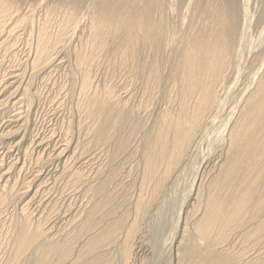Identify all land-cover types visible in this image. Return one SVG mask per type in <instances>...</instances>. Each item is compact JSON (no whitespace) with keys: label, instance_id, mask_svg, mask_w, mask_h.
Masks as SVG:
<instances>
[{"label":"bare ground","instance_id":"bare-ground-1","mask_svg":"<svg viewBox=\"0 0 264 264\" xmlns=\"http://www.w3.org/2000/svg\"><path fill=\"white\" fill-rule=\"evenodd\" d=\"M90 1L0 0V264H264V0Z\"/></svg>","mask_w":264,"mask_h":264},{"label":"rangeland","instance_id":"rangeland-1","mask_svg":"<svg viewBox=\"0 0 264 264\" xmlns=\"http://www.w3.org/2000/svg\"><path fill=\"white\" fill-rule=\"evenodd\" d=\"M58 1H60V2H58ZM64 1V2H63ZM67 1H69V3L72 1L74 4H75V6L79 9V7L81 8V10L80 11H83V12H85V11H87L86 9H87V7H89V5H87V3L90 1V0H67ZM66 0H28V3H29V7H30V4L32 5V6H34V5H37L35 8V12L36 13H34L36 16H37V18H39V15L40 14H42V12L41 11H43V7L45 6V5H49L50 4V2H51V5H54V4H56L57 6H59V7H64L65 5L67 6L68 4H66V2H67ZM88 1V2H87ZM240 1V0H239ZM249 1V3H250V8L252 9H250L251 11H253V12H255V11H258V10H256V9H259V4H260V2L262 1V0H251V2H250V0H248ZM45 2V3H44ZM47 2H49V3H47ZM254 2V3H253ZM32 3H34V5L32 4ZM36 3V4H35ZM59 3V4H58ZM61 3H62V5H64V6H61ZM68 3V2H67ZM241 4H243V1L241 0V2H240ZM248 3V4H249ZM38 4H40V5H38ZM89 4H91V1H90V3ZM256 4V5H255ZM255 5V6H254ZM25 8H24V12L26 13V12H28L29 13V11L32 9H30L29 10V7H28V4H25V6H24ZM42 7V8H41ZM84 7H85V10H84ZM254 8V9H253ZM182 11H183V9H182ZM57 14V13H56ZM56 14L54 15V19H56ZM41 16V15H40ZM36 18V19H37ZM260 25V26H259ZM257 26V27H256ZM262 26H263V28H264V22H261L260 24H258V25H254L253 27H255V31H259L260 29L259 28H261L262 29ZM259 30H258V29ZM257 29V30H256ZM254 30V29H253ZM22 48V47H21ZM19 49H20V47H19ZM10 60V61H9ZM19 63L20 62H18V61H13V59H11V58H7L4 62H3V64H4V66L3 67H8L9 65H19ZM31 73V71H29V72H27V74H30ZM52 79L50 78V79H47V80H45V78L43 79V77H41V76H38L37 78H35V80H34V87L37 89V88H39V89H37L38 91H39V93H40V97H41V106L39 107V109H38V113H37V115L36 116H34L33 115V113L32 114H30L29 115V120L30 121H33V119H34V123L37 125L35 128H36V130H35V132L33 133V134H36V132H38L39 134H43V136H47L49 133H50V131H51V129H52V124H54V119H55V113L57 112L58 114H62V113H60V112H62V111H59V110H61V109H59V108H57L56 107V104H54V103H56L55 101H51L50 99H52V94H49V92H50V88H52L51 86H52V84L54 83V82H56L57 84H59L60 83V78H59V76L55 73V74H53L52 76ZM55 80V81H54ZM52 84H51V83ZM45 89H44V88ZM43 90V91H42ZM60 94H62V93H60ZM46 95V96H45ZM44 96V97H43ZM49 96H50V98H49ZM43 99H47V100H43ZM43 101V102H42ZM44 101H46V102H44ZM50 104H49V103ZM45 105H44V104ZM53 103V104H52ZM54 106V107H53ZM48 107V108H47ZM56 108H57V110H56ZM53 110H55V111H53ZM59 111V112H58ZM51 112H54V113H51ZM45 115V116H44ZM48 116V117H47ZM37 117V118H36ZM51 117V118H50ZM46 118H48V119H46ZM35 119L37 120L36 122H35ZM41 120V121H40ZM53 121V122H52ZM34 123H33V125H34ZM33 126H31V128H32ZM44 127V128H43ZM31 128H30V130H31ZM55 128V127H54ZM32 129H34V127L32 128ZM49 132V133H48ZM56 134H57V132H56ZM33 136V135H32ZM55 138H56V140H55V142L58 140V139H60V138H58L57 139V136H55ZM78 159H79V157H77ZM76 158V160L78 161V159ZM83 158V157H82ZM24 160H26V162H27V171L25 172V173H22L20 176H18V175H16V177H15V180L17 181V182H15V183H18V184H20L19 182H21L22 180H23V178H24V176H27V175H30L31 174V172L32 171H34L33 170V167H34V165L32 164V162L28 159V158H24V157H21L20 158V161L21 162H23ZM76 161V162H77ZM31 162V164H29ZM83 162H85L84 161V159L82 160V159H80L78 162H77V164H79L80 163V165H84V163ZM29 164V165H28ZM79 165V166H80ZM78 166V165H77ZM29 169V170H28ZM34 169H35V167H34ZM19 177V178H18ZM29 177V176H28ZM19 179V180H18ZM17 184V185H18ZM77 205H79V203L77 202ZM36 206H37V204L35 205L34 204V206H33V208H36ZM32 208V209H33ZM13 210V208H9V211H12ZM168 216H169V214H168ZM170 217V216H169ZM167 222H169V221H167ZM252 253H250L249 255H251Z\"/></svg>","mask_w":264,"mask_h":264}]
</instances>
